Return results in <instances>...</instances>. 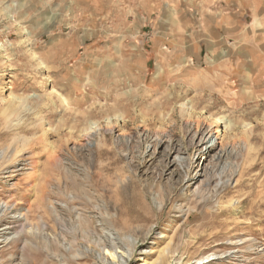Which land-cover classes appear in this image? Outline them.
<instances>
[{
	"label": "rangeland",
	"instance_id": "obj_1",
	"mask_svg": "<svg viewBox=\"0 0 264 264\" xmlns=\"http://www.w3.org/2000/svg\"><path fill=\"white\" fill-rule=\"evenodd\" d=\"M197 1L0 0V147L20 159H0V199L35 194L41 171L62 207L57 182L92 191L99 171L147 192L130 257L46 230L79 264H264V52L249 66L254 33L201 28ZM12 237L0 264H59Z\"/></svg>",
	"mask_w": 264,
	"mask_h": 264
},
{
	"label": "bare ground",
	"instance_id": "obj_2",
	"mask_svg": "<svg viewBox=\"0 0 264 264\" xmlns=\"http://www.w3.org/2000/svg\"><path fill=\"white\" fill-rule=\"evenodd\" d=\"M190 109L192 113L196 110L195 103H191ZM198 117H200V114L197 116L193 128L196 133L201 132V120ZM213 122L216 121H212V125L210 123V126H214ZM123 126L125 127V124ZM208 133L209 131L206 132L205 135ZM213 134L215 135V139L218 140L219 130L217 126H215ZM210 144H213V141ZM218 144L222 146L223 141L219 140ZM193 148V144H190L187 150L190 151ZM9 149H14V151H16V147H11V145L0 147V159L3 160L4 163L7 161L5 157L8 156L10 152ZM15 159L6 162L9 167L20 160ZM189 165H192V162H190ZM41 172L37 175L36 172L35 176H33L32 183H35V194H33L32 191H27L26 197H23V193H20L18 198L15 197L11 200L0 199V238H3L5 241L10 238L11 235V237L13 236L11 240L22 241L24 245L31 244L34 240H37L45 249L48 256L56 259L59 264H79L78 259L81 258L73 255L76 251L74 250V245H72L67 252L63 250L59 245L58 239L48 236L46 232L47 229L55 236L61 234L62 236L68 237V239L73 238L77 241L84 239L88 242H98L100 243L99 246L103 245L104 247L106 245L111 249H115L118 246H127L126 253L128 257H130L132 251L131 246L134 244L135 240L132 234L133 232H131L132 223L147 218L146 213L148 205L146 206V191L142 193L138 191L136 183L133 180H121V178L112 180L106 175L103 176L100 171L96 173L93 171L96 174L95 176L98 177V180H96L97 186L94 187L92 191L86 188L70 191L66 183L63 185L57 182L58 191L60 192L59 203L61 202L63 204L62 207L58 203L49 201L50 199L46 201V195L49 193V184L53 181L49 175H44V172ZM157 196L158 194L154 195L153 202H157V204H159L157 208H160L162 202L158 201ZM31 197H34L32 201L30 200ZM21 199L27 200L26 206L22 205ZM79 202L84 203L90 208L88 213L76 207ZM93 211H95V213ZM96 211L99 213L97 216L93 215L97 213ZM16 215H18V217L15 218ZM10 217L14 218L11 222L7 221ZM11 223L14 225L12 228L7 226ZM7 230H11V233L3 232ZM152 231L153 228L150 227L147 235H150ZM161 237L165 238L166 235L164 234ZM171 242L172 237H168V241L161 253L165 255H171L173 253ZM79 243H81V241H79L78 244ZM75 246L78 248L77 245ZM109 254H111L110 251ZM84 257L88 256L85 254Z\"/></svg>",
	"mask_w": 264,
	"mask_h": 264
},
{
	"label": "crops",
	"instance_id": "obj_3",
	"mask_svg": "<svg viewBox=\"0 0 264 264\" xmlns=\"http://www.w3.org/2000/svg\"><path fill=\"white\" fill-rule=\"evenodd\" d=\"M197 2L200 5L195 8V17L199 20L201 28H211V31L220 28L225 33H238L242 30H250L254 33L249 42L243 40L245 41L243 47H239L249 66L256 58L251 52H264V0H198ZM246 42L249 45L245 44ZM201 44L205 46L211 43L205 42L202 37ZM260 58L261 66L264 65V53L260 55Z\"/></svg>",
	"mask_w": 264,
	"mask_h": 264
}]
</instances>
